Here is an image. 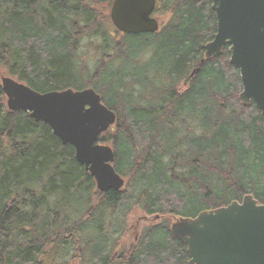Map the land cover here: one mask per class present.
<instances>
[{
  "label": "trees",
  "instance_id": "1",
  "mask_svg": "<svg viewBox=\"0 0 264 264\" xmlns=\"http://www.w3.org/2000/svg\"><path fill=\"white\" fill-rule=\"evenodd\" d=\"M111 2L0 0V77L39 93L92 88L116 114L99 141L126 180L99 193L71 146L7 110L0 85V264H187L172 218L247 194L264 204L260 112L239 102L227 46L199 66L216 33L211 1L157 0L154 16L170 17L137 36L111 25ZM84 41L99 53L93 72ZM135 207L160 220L125 243Z\"/></svg>",
  "mask_w": 264,
  "mask_h": 264
},
{
  "label": "water",
  "instance_id": "2",
  "mask_svg": "<svg viewBox=\"0 0 264 264\" xmlns=\"http://www.w3.org/2000/svg\"><path fill=\"white\" fill-rule=\"evenodd\" d=\"M210 1L216 33L204 46L199 66L228 46V62L239 71L242 86L239 102L253 103L264 121V0ZM155 6L156 0H112L110 23L124 35L154 34L159 29ZM0 85L7 110L28 113L63 146H71L99 193L123 188L114 151L98 142L115 125L116 114L92 88L39 93L8 76L0 77ZM170 232L186 246L187 264H264V204L250 194L193 218L175 219Z\"/></svg>",
  "mask_w": 264,
  "mask_h": 264
},
{
  "label": "rangeland",
  "instance_id": "3",
  "mask_svg": "<svg viewBox=\"0 0 264 264\" xmlns=\"http://www.w3.org/2000/svg\"><path fill=\"white\" fill-rule=\"evenodd\" d=\"M156 8H159L157 1H156L155 9ZM109 10H110V6L107 10L108 18H109ZM154 17L157 19V21L161 26L162 23L166 22L170 16L167 14L164 17H159V16L158 17L154 16ZM79 52L86 68H88L89 71L93 72L99 58L98 50L95 48V46L92 43L84 41L82 43ZM153 217L154 216L146 215L140 208L135 207L126 218L128 234L125 236V243L126 242L132 243L133 241H135L140 235L141 229L152 223V221L154 220Z\"/></svg>",
  "mask_w": 264,
  "mask_h": 264
},
{
  "label": "flooded vegetation",
  "instance_id": "4",
  "mask_svg": "<svg viewBox=\"0 0 264 264\" xmlns=\"http://www.w3.org/2000/svg\"><path fill=\"white\" fill-rule=\"evenodd\" d=\"M103 134H105V133H103ZM102 134V135H103ZM99 143H101V141H99ZM101 144H104V143H101ZM105 145H109L110 147H111V145L108 143V142H105ZM112 148V147H111ZM154 218V222H158L160 219H159V217L158 216H154L153 217ZM176 218H172V221H171V223L175 220ZM171 225V224H170ZM190 259V258H189Z\"/></svg>",
  "mask_w": 264,
  "mask_h": 264
},
{
  "label": "bare ground",
  "instance_id": "5",
  "mask_svg": "<svg viewBox=\"0 0 264 264\" xmlns=\"http://www.w3.org/2000/svg\"><path fill=\"white\" fill-rule=\"evenodd\" d=\"M200 63V62H199ZM195 71V72H194ZM198 71V69H195V70H193L192 72H191V74H190V77H193L195 74H196V72ZM193 72H194V74H193ZM29 115V114H28Z\"/></svg>",
  "mask_w": 264,
  "mask_h": 264
}]
</instances>
